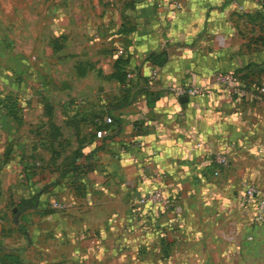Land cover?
Listing matches in <instances>:
<instances>
[{"label": "crops", "instance_id": "1", "mask_svg": "<svg viewBox=\"0 0 264 264\" xmlns=\"http://www.w3.org/2000/svg\"><path fill=\"white\" fill-rule=\"evenodd\" d=\"M82 1L71 0L58 19L55 34L65 36L54 65L40 62L54 69L44 65L51 73L40 88L27 78L18 95L26 122L0 123V256L14 250L27 264H173V253L161 255L160 235L186 228L200 195L225 196L219 222L237 241L254 212L241 183L264 192V95L254 83L264 78V26L257 37L259 30L247 37L241 28L264 21L247 15L259 1ZM223 71L234 74L238 95L215 81ZM175 81L210 90L178 95ZM9 87L0 77L1 104ZM37 115L45 120L40 135ZM98 123L104 135H96ZM8 141L13 149L4 156ZM75 148L81 154L72 157ZM219 149L228 162L213 174ZM159 185L168 204L132 206L133 196ZM30 196L34 205L19 206Z\"/></svg>", "mask_w": 264, "mask_h": 264}, {"label": "rangeland", "instance_id": "2", "mask_svg": "<svg viewBox=\"0 0 264 264\" xmlns=\"http://www.w3.org/2000/svg\"><path fill=\"white\" fill-rule=\"evenodd\" d=\"M70 7L71 0H0V77L11 84L4 94L6 101L4 104L0 102V123L21 125L26 122L22 106L18 104V95L24 91L27 78H34L33 85L39 89L40 77L44 76L41 78L46 80V76L51 73L46 70L47 67L54 69L50 64L42 65L40 62H53L51 65L56 62L57 47L54 45L59 47L65 36L55 34L56 24L62 10L68 12ZM261 21L242 23L241 28L247 37L250 36L249 32L254 30L259 31L251 36L257 37L260 34L261 26H264V21L259 24ZM29 32L32 36L35 35L39 43H28L25 34ZM41 35L44 37L41 38ZM23 62H32V65L26 66ZM86 68V63L82 64L78 71L82 72ZM97 70L98 75L103 76L98 68ZM11 79L16 82L13 88ZM50 107L51 104L44 103L45 111ZM49 121L54 124L52 119ZM33 123L36 126V134L40 135L45 120L37 115ZM52 130L51 133H58L56 126ZM2 144L3 155L7 156L13 149L12 141ZM24 147L23 145L19 148L21 152H24ZM244 182L250 181L244 180L242 186ZM214 184L215 181L207 180L205 186ZM224 198L225 196L200 195L195 199L186 228L181 231L173 230V233L167 230L160 235L161 255L173 253V264H264V219L253 221L250 218V222L242 226L237 233V241H232L226 237V227L219 222L218 210L225 209ZM246 206L252 208L250 205ZM229 214L231 213L227 211L223 216ZM10 252V256H6V252L1 256L12 264L13 260L27 264L14 250Z\"/></svg>", "mask_w": 264, "mask_h": 264}, {"label": "built area", "instance_id": "3", "mask_svg": "<svg viewBox=\"0 0 264 264\" xmlns=\"http://www.w3.org/2000/svg\"><path fill=\"white\" fill-rule=\"evenodd\" d=\"M259 1V0H258ZM156 69H152L151 75L155 76ZM215 81L218 82L229 95H238L240 93V86L236 82L234 74L230 71L218 72L215 74ZM170 89L178 95H197L209 92V85H202L190 82H173L170 84ZM257 92L259 95H264V78L260 79L257 86ZM106 122L111 121V116L106 115L104 117ZM107 132L106 128L99 127L95 130L96 135H104ZM213 161L217 164L213 168L212 173L217 174L219 167L224 166L228 162V154L224 149H219L213 152ZM162 187L155 186L149 189L142 195L133 196L131 204L134 208L141 209L143 205L148 204L152 206L155 203L165 205L169 203V198L162 193ZM242 197L246 203L253 207V220L261 221L264 219V192L254 182H244L242 186Z\"/></svg>", "mask_w": 264, "mask_h": 264}, {"label": "trees", "instance_id": "4", "mask_svg": "<svg viewBox=\"0 0 264 264\" xmlns=\"http://www.w3.org/2000/svg\"><path fill=\"white\" fill-rule=\"evenodd\" d=\"M259 7L256 8L251 14L246 12L247 15H249L252 19H256L257 17L263 19L264 18V0H259ZM55 47H58L56 46V44L54 45ZM262 66H260V71H264V59L262 60ZM260 79L261 77L257 76L255 79H254V83L256 85V88L257 86L259 85V82H260ZM103 124L102 123H98L96 125V128H99V127H102ZM70 154L72 157H75L76 155L78 154H81V151L78 149V148H75L73 150L70 151ZM71 167L72 169H76L77 167H79V164H75V163H71ZM34 196H30V197H23L21 199V202L19 203V206H32L35 204V201H34ZM7 254H5L6 256H10L11 252L8 251L6 252ZM7 261V262H5ZM0 264H12L11 262H9L8 260H6L4 257L0 256ZM13 264H24L23 262H21L20 260H13Z\"/></svg>", "mask_w": 264, "mask_h": 264}, {"label": "water", "instance_id": "5", "mask_svg": "<svg viewBox=\"0 0 264 264\" xmlns=\"http://www.w3.org/2000/svg\"><path fill=\"white\" fill-rule=\"evenodd\" d=\"M15 209H16V207L14 206V207H13V210H15ZM21 210H22V209H18V210H17V213H19ZM15 220H17V219H16V215H15Z\"/></svg>", "mask_w": 264, "mask_h": 264}]
</instances>
